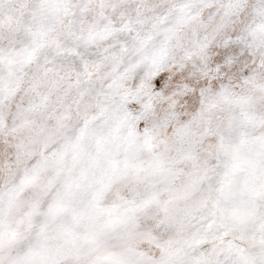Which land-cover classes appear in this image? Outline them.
I'll return each instance as SVG.
<instances>
[{
  "label": "snow or ice",
  "instance_id": "obj_1",
  "mask_svg": "<svg viewBox=\"0 0 264 264\" xmlns=\"http://www.w3.org/2000/svg\"><path fill=\"white\" fill-rule=\"evenodd\" d=\"M0 264H264V0H0Z\"/></svg>",
  "mask_w": 264,
  "mask_h": 264
}]
</instances>
